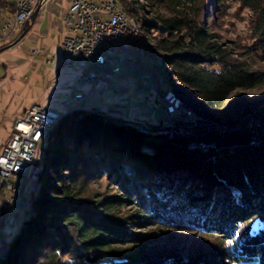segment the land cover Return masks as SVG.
I'll use <instances>...</instances> for the list:
<instances>
[{
  "label": "trees",
  "instance_id": "obj_1",
  "mask_svg": "<svg viewBox=\"0 0 264 264\" xmlns=\"http://www.w3.org/2000/svg\"><path fill=\"white\" fill-rule=\"evenodd\" d=\"M234 2L249 12L237 34L223 23ZM207 4L120 1L209 124L171 136L95 108L66 111L0 264H264V0ZM14 11L0 0V36Z\"/></svg>",
  "mask_w": 264,
  "mask_h": 264
},
{
  "label": "built area",
  "instance_id": "obj_2",
  "mask_svg": "<svg viewBox=\"0 0 264 264\" xmlns=\"http://www.w3.org/2000/svg\"><path fill=\"white\" fill-rule=\"evenodd\" d=\"M49 1L15 0V11L1 29L0 47L20 36L36 9ZM63 23L60 56L78 68L79 84L104 88L113 76L128 71L156 93L165 88L146 36L119 0H72ZM60 117L52 108L34 104L15 119L13 132L0 153L1 193L11 194L12 202L21 193L20 186L28 182L32 165L41 157L45 136Z\"/></svg>",
  "mask_w": 264,
  "mask_h": 264
},
{
  "label": "crops",
  "instance_id": "obj_3",
  "mask_svg": "<svg viewBox=\"0 0 264 264\" xmlns=\"http://www.w3.org/2000/svg\"><path fill=\"white\" fill-rule=\"evenodd\" d=\"M71 2L51 0L43 3L24 32L0 49V153L13 132L15 119L26 114L34 104L66 112L76 103V71L60 56L65 33L63 17ZM136 87L132 81L115 78L105 92L92 99L96 103L91 105L99 110L112 111L116 106L127 108L131 101H146V111L157 119L165 117L164 107L155 104L150 95L137 94L134 100L130 99ZM143 98L145 101H140ZM15 223L11 194L1 193V241L9 240L10 234L15 232Z\"/></svg>",
  "mask_w": 264,
  "mask_h": 264
},
{
  "label": "water",
  "instance_id": "obj_4",
  "mask_svg": "<svg viewBox=\"0 0 264 264\" xmlns=\"http://www.w3.org/2000/svg\"><path fill=\"white\" fill-rule=\"evenodd\" d=\"M39 7L36 9L32 18H34L35 15L37 14ZM148 45H149V43H148ZM149 48L154 53V55L157 59L156 63H157L158 69L161 70L162 75H163V83H164L163 85L165 86V88L162 90L161 93L154 92L151 88H149L146 85L145 82L138 80L136 77L132 76L128 71H123L122 73L113 76L108 81V85L104 88H99V87L93 88L89 84H79L76 81V77L79 73V70L75 66H72L76 71L75 77H74V83L76 85L85 86L86 90H78L75 92L74 100L76 101V103L71 108H69L67 111H70V110H89V109L94 108L93 106L90 107V105H91L90 103L92 101L90 98L93 96V93L96 90L99 91V94L105 92L109 88L112 80H114L118 76H121L123 74H127L133 80L132 82H134L135 84L144 85V87L150 93V98H154V100L156 102L155 104L158 103L164 107L165 112H166L165 117L157 119L154 116V114L152 115V114H150V112L145 113L146 110L144 109V107H141V109L144 110V112L141 114V116L138 119H131L129 115L127 116V114H124L120 109L119 110L117 109V108H121L122 106L121 107L116 106L115 109L112 111H103V110H99V109L95 108L96 110H98L101 113L110 114V115H113L117 118H121V119H124L126 121L139 124L141 127L144 125L146 126L148 124H153V125L159 127L160 129H164V131L169 133L171 136L174 133L183 134V133L187 132L188 129L192 130V129H195L197 127L209 124L208 121L199 118L191 108H189L185 105L184 100L170 86V83L168 81V74H167L166 65L163 64L162 59L159 57V55L156 52H154L152 50L150 45H149ZM77 94H83V97L78 99L76 97ZM143 99H144L143 101H145V98H143ZM138 108L140 109V107H138ZM138 108H137V111H138ZM53 110L58 112L61 115L60 119L62 118L63 114L65 113V112H61L59 110H55V109H53ZM240 127H241V123L237 125L238 129ZM34 165H32V167L30 169L28 182H26L25 184L23 183L20 186L21 193L17 197V200L15 202H12V208L14 209V213L16 216V223H15L16 227H15V232L13 233V235L17 232V230L19 228V224H20V222H21V220L24 217V214L26 212V209L29 206V204L31 203L32 193L37 192L39 189V187L35 186L34 182H33ZM12 237L13 236H11L7 242H9ZM7 242H3L0 239V250L2 249L3 246L5 248Z\"/></svg>",
  "mask_w": 264,
  "mask_h": 264
},
{
  "label": "rangeland",
  "instance_id": "obj_5",
  "mask_svg": "<svg viewBox=\"0 0 264 264\" xmlns=\"http://www.w3.org/2000/svg\"><path fill=\"white\" fill-rule=\"evenodd\" d=\"M120 1L121 0H119V4H120ZM230 4L231 5L230 6H227L226 7V10H224V12H226L228 14V15H226L224 17V21H223V23L225 24V27L227 26V28H229L233 32H235V30H236V33L235 34H237L239 32H241V33L242 32H245L244 30L246 28L245 27L246 21L249 18V12L247 10H244L243 8H240L235 2L234 3H230ZM213 5H214V0H208V4H207V11L208 12H212L213 11V7H214ZM149 37H150L149 38V42H150L151 41V36H149ZM166 69H167V74H168V77H169L170 76V73L172 72L171 65L167 64L166 65ZM116 78L119 81H122V80H125V81L126 80L133 81L129 77V75H127V74H123V75H121L119 77H116ZM170 82L172 84H174V85H177L179 83L177 77H174L173 81H170ZM75 86H76V89L77 90H86V87L85 86L76 85V84H75ZM98 94H99V91L96 90L93 93V96L90 99L92 100L93 98L97 97ZM137 94L150 95L149 91L142 84L137 85V87L135 88V93L132 94V96H131L130 99L136 98ZM140 101H143V100L140 99ZM94 103H96V102L95 101H91L90 104H94ZM144 103L145 102L137 103L136 101H131L127 108L124 109V107L123 108L121 107L119 109L122 112H125L127 114V116L129 115L131 119H138L141 116V114L144 112V110H142L141 107L144 106L145 109L148 107V105L146 103L145 104ZM91 106L92 105H90V107ZM138 107H140V109ZM137 108L139 109L138 111H137ZM145 113H149V112L148 111H145ZM236 194L237 193H235V195ZM10 235L13 236V234H10ZM3 248H4V246L0 250V253L2 252ZM64 264H79V263H74V262H71V261H68L67 260V261L64 262Z\"/></svg>",
  "mask_w": 264,
  "mask_h": 264
}]
</instances>
